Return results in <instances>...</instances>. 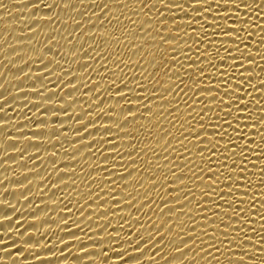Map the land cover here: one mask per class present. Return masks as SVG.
<instances>
[{
	"label": "bare ground",
	"instance_id": "1",
	"mask_svg": "<svg viewBox=\"0 0 264 264\" xmlns=\"http://www.w3.org/2000/svg\"><path fill=\"white\" fill-rule=\"evenodd\" d=\"M0 264H264V0H0Z\"/></svg>",
	"mask_w": 264,
	"mask_h": 264
}]
</instances>
